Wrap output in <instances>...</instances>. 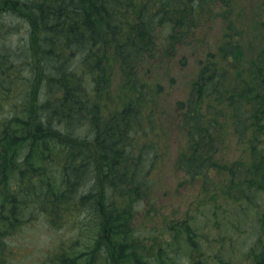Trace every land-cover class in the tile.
<instances>
[{"label": "trees", "instance_id": "16d2710c", "mask_svg": "<svg viewBox=\"0 0 264 264\" xmlns=\"http://www.w3.org/2000/svg\"><path fill=\"white\" fill-rule=\"evenodd\" d=\"M196 12L188 0H0V264L12 261L7 238L25 223L44 217L60 225L68 214L81 228L93 217L89 243L68 238L49 264H264V51L250 78L226 94L224 62L240 58L227 33L176 118L141 102L162 89L142 82L152 71L146 64L162 59L150 37L188 26ZM118 67L124 92L116 96ZM130 88L143 98L135 101ZM215 95L232 126L218 137L216 116L203 115ZM159 126L186 137L177 159L186 182L214 191L198 192L203 198L189 201L182 217L150 211L145 220L155 224L146 229L133 217L141 200L163 189L152 174L167 144L153 136ZM231 138L242 152L232 164ZM152 150L158 154L148 160ZM163 153L169 157V146ZM212 174L228 178L223 190ZM220 198L229 201L217 205ZM254 227L257 239L244 244ZM102 228L114 234V248L101 247Z\"/></svg>", "mask_w": 264, "mask_h": 264}, {"label": "rangeland", "instance_id": "374dc122", "mask_svg": "<svg viewBox=\"0 0 264 264\" xmlns=\"http://www.w3.org/2000/svg\"><path fill=\"white\" fill-rule=\"evenodd\" d=\"M188 1L190 2V6L192 8L195 7L197 12L196 14L188 16V26H183L185 29H179V27L163 28L164 30L159 31V37L151 36L149 39L151 43L155 40L150 45L152 53H160L162 59L160 61L151 60L152 63L148 62L146 64L147 68L151 66L152 71L148 77L147 75L145 76L147 80H142V82H149L151 86L159 83L162 89L158 90V92L155 91L156 97L151 100L147 99L146 95L143 96L144 98L138 96L139 92H137L138 94H134L132 88L128 89L129 93H133L131 95L135 98V101L143 98L141 102L147 105L146 110H150L151 106L160 109L167 108L175 118L179 110L177 104L187 102L194 89V84L197 82L203 68H205L204 62H207L206 59L210 58V54L219 53V46L227 33H230L232 40L238 43L240 58L236 59V61L224 62V68L227 70V76L224 82L227 89L226 94H229L230 90L232 91L240 80L250 78L249 71L253 69V62L258 61V57L264 51V0ZM18 21L19 19L16 21L17 25ZM25 32L26 29L23 30V33ZM168 36L170 39L166 40ZM120 72L119 67L114 70L113 90L116 96L124 92ZM128 75L131 77V73ZM129 85L131 86L133 83ZM226 94L222 93L224 96ZM213 99L215 100V106L205 108L203 115L206 117L211 113L212 116H216V121L220 125L212 128V136L215 135V137H218L220 134L227 133L226 131L228 130L230 132L232 126L231 120L227 117L228 114L225 115L222 110L219 111L222 109L224 97L215 95ZM115 100L120 102L123 99L118 100L117 97ZM203 125L204 128V119ZM209 126L207 121L205 131L210 130ZM86 132L87 129L85 128L84 134ZM176 133L174 132L168 136V130L164 126H159L153 131V136L158 142L167 144L158 152L163 156V160H160V165L152 173L155 174L154 179H156L157 183L160 181L163 182L161 183L163 184V189L160 190V193H156L152 189L151 191H154L156 194L153 196L149 195L148 203L146 200H141L133 217L140 225L144 221L147 227H145L146 229H153L155 224V221H151L150 219L145 220V218H149L148 215L154 214L150 211L156 212L157 217L159 215L170 216L172 219L182 217L186 215L185 207L189 201L195 200L196 198L201 200L203 198L198 192L205 190L214 191L210 186L198 181L189 185L186 182V174L183 172L182 174L179 173L180 168H178L177 159L180 156V150L187 143H185L186 137L182 133ZM214 145L222 149L221 143H215ZM166 146H169V157L163 155V149ZM225 146L226 144H224ZM158 153L152 150V152L147 154V159L152 160L153 156H155L154 154ZM228 153L227 159L231 164L241 158V146L237 139L231 138ZM213 179H215V174H212L211 180ZM215 180L219 184L218 188L223 190V184H227L228 178L217 177ZM164 190L168 192L166 196L163 195ZM230 194L233 195L232 192ZM223 200L229 201L228 198H220L217 200L219 202L217 205H226ZM158 207H160V210L157 209ZM82 216H87V213L84 212ZM70 217H73V215L68 214L65 218L63 217L64 220L62 218V222H56L60 225L54 223L50 225L44 217H41L35 223L28 222L21 226L19 230L21 232H17L7 238V248L12 254L10 264H49L51 256H53L61 243L67 241L68 238L71 240L75 236L82 237L81 244L83 242L89 243V234L86 231L89 224L91 222L94 223L91 219L93 217L89 218L85 226L82 224L83 228H81V223L75 224L69 221ZM199 220L202 223L205 222V219L202 217ZM84 221L82 220V223ZM211 225L213 227V224L206 225V223L201 226H204V230H210L208 226L210 227ZM160 234V232H155L153 235L147 234L146 239L159 236ZM256 239L257 231L254 227L246 236L244 244L250 245ZM100 242L101 247L107 246L109 249L114 248V234L109 232V229L102 228ZM106 253L104 257L108 256L116 261L115 255ZM224 255L225 252L223 253V257L227 258ZM104 257H101V259L104 260ZM104 263L108 264L107 262Z\"/></svg>", "mask_w": 264, "mask_h": 264}, {"label": "bare ground", "instance_id": "6f19581e", "mask_svg": "<svg viewBox=\"0 0 264 264\" xmlns=\"http://www.w3.org/2000/svg\"><path fill=\"white\" fill-rule=\"evenodd\" d=\"M4 43V42H3ZM9 43V42H8ZM11 45V44H10ZM48 64V63H47ZM54 70V69H53ZM57 71V70H56ZM47 72V71H46ZM74 72V71H73ZM74 77V76H73ZM51 80V79H50ZM26 82V81H25ZM88 125H89V123H88ZM85 128V127H84ZM86 129H88L87 127H86ZM24 148V147H23Z\"/></svg>", "mask_w": 264, "mask_h": 264}, {"label": "flooded vegetation", "instance_id": "af4514ba", "mask_svg": "<svg viewBox=\"0 0 264 264\" xmlns=\"http://www.w3.org/2000/svg\"><path fill=\"white\" fill-rule=\"evenodd\" d=\"M179 29H185V28H179ZM183 32V31H182ZM224 41V40H223ZM223 41H221V43L223 42ZM221 45V44H220ZM220 47V46H219ZM226 62H228V61H226ZM227 74V73H226Z\"/></svg>", "mask_w": 264, "mask_h": 264}]
</instances>
